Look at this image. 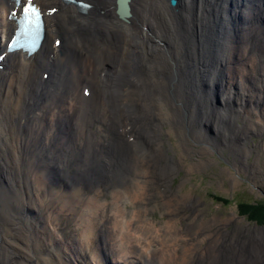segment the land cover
I'll use <instances>...</instances> for the list:
<instances>
[{
  "label": "bare ground",
  "instance_id": "obj_1",
  "mask_svg": "<svg viewBox=\"0 0 264 264\" xmlns=\"http://www.w3.org/2000/svg\"><path fill=\"white\" fill-rule=\"evenodd\" d=\"M74 1L35 0L48 22L41 53L30 59L13 54L1 64L0 173L7 184L0 179L5 205L0 264H81L91 256L114 264H264V228L253 226L250 235L251 225H240L244 219L236 213L206 220L197 210L190 216L179 211L189 203L190 211L198 205L194 198L171 195L176 166L166 156L165 142L155 145L150 131L151 123L157 133L168 125L181 162L193 154L197 166L190 167L192 172L210 167L208 157L217 146L209 132L196 127L199 118L212 137L232 138L234 132L226 125L229 116L217 114L222 101L215 99L208 108L191 85L209 81L212 66L236 60L224 77L232 83L247 67L258 69L264 104V42L251 39L254 34L264 38V0H176L175 7L170 0H128L124 20L117 0ZM78 2L91 8L81 11ZM9 10L8 0H0V54L11 33ZM243 79L237 89L245 88ZM85 87L88 98L82 95ZM246 90L244 108L251 94ZM219 91L218 98L229 92ZM227 98L233 102L238 93L231 90ZM255 109L253 104L250 112L233 118L231 128L245 132L218 152L230 148L235 169L240 166L257 185L264 144L254 150L253 165L243 162L252 152L244 136L257 135L264 119L263 106ZM60 169L68 179L52 182L50 174ZM242 174L222 172L232 189ZM97 193L102 199L93 205ZM109 196L126 197L129 203L107 201ZM157 201L165 207L163 223L152 220L150 204ZM30 210L39 216L30 218ZM83 212L86 218L79 222ZM64 221L79 223L85 232L63 236ZM183 221L186 227L180 228ZM93 224L104 229V240L91 238Z\"/></svg>",
  "mask_w": 264,
  "mask_h": 264
},
{
  "label": "rangeland",
  "instance_id": "obj_2",
  "mask_svg": "<svg viewBox=\"0 0 264 264\" xmlns=\"http://www.w3.org/2000/svg\"><path fill=\"white\" fill-rule=\"evenodd\" d=\"M251 39L254 41L261 40L264 42V38L260 37L259 39L256 38L255 34L251 36ZM176 52L181 53V50L178 49ZM179 56L180 54H176ZM237 63L236 60L234 61H229L223 65H216L212 66V72L210 75V80L207 81V79L202 82L201 79L194 81L191 85V87L195 90L197 88V92L202 98H205V103L208 108L211 107L212 101L213 100H218L222 101L221 105L219 107L218 103L215 105L217 107V114H222L225 113L229 116V122L226 125H230L228 128L229 132H234L232 135V138H225L222 137L223 135L216 134L215 136L212 137V132L208 130L205 126L204 123H200L199 120L196 123V127H198L200 133H206L209 132L210 136L208 139H210V142L212 146H217L213 151H212V156H209L208 158H211L213 162L210 163V167L205 170L201 169V172H192L190 169L191 166H197V163L195 161L196 157L192 155H188L184 161L181 162V150L178 145V140L177 138L174 137V135L169 134L167 131L169 130L168 125H163L161 126V131L160 133H157L158 130L155 126V123H151L150 131L153 135L154 143L155 145H159L162 141H164V146L167 149L166 156L171 160V163L174 164L176 167L172 169V172H174L175 177L172 180V193L171 195H175L179 198L186 197V198H194L196 200V205L195 207L193 205V210L190 211L189 208L192 206L190 203L181 206L179 208V211L186 215L190 216L194 210L199 211L202 214V218L209 220L214 217L222 218L225 219L229 216L236 215L240 218H243L244 220L240 222V225L242 224H250L251 227H249L248 232L251 233L254 231L255 228H253V231L250 229L253 226L259 227V228H264V225L258 224L257 222H252L249 221L245 216H240L238 214V205L243 203V202H248V203H257L261 202L264 200V152L261 154L260 158V165H261V173L256 174L258 175V179L262 180L259 181L257 185H254L251 181V178L248 177L247 175H243V169H241L240 166H237L236 169L234 167V162L233 158L230 157V148L227 147L226 150H223V153H219L218 151H222V146H232L234 143H236L240 138L243 136V133L245 130H241V128H236V125L231 128V122L233 118L236 117V115L240 111L244 112H250L252 110V105L255 104L257 106V110L263 106L264 104L260 98V86L255 78V70L249 66L247 67L241 74L238 76L234 82L230 83L225 77H224V72L228 68H233L235 64ZM223 68L222 72L220 75H218V71ZM258 71V69H256ZM247 78V81L245 83V88L244 89H237L236 86H240L241 83H244L243 78ZM215 84L216 85V90L211 91V86ZM202 85L203 87L199 86ZM196 86V87H194ZM219 88L222 90H227L229 92H226L225 95L220 94L219 98L216 96L215 93H221L219 91ZM246 90L247 93H250V101L249 105L247 107L242 106V95ZM232 92L235 94L238 93V98H236L233 102L228 100V96ZM207 93L210 95V97L207 95ZM225 96V97H224ZM224 98H226V101H224ZM245 103L247 99L244 97ZM237 110V112H236ZM264 110V109H263ZM255 121V118H253ZM240 125L242 123L239 122ZM260 128V132L256 133L257 135H252L255 134L252 132L249 136L246 134L244 136V142L247 146L252 145V152L250 157H245L243 159L244 161H247V163L250 165H253L256 159V153H254V150H256L257 147L262 146L264 144V119L261 124L257 126ZM215 128V126H214ZM216 132V130H215ZM217 133V132H216ZM214 135V134H213ZM225 138V139H223ZM134 137L131 138V141L133 142ZM191 142V141H190ZM213 142V143H212ZM241 144V143H240ZM189 146L194 149L195 152V147L192 146V142L189 143ZM264 146V145H263ZM198 149V148H196ZM195 154V153H194ZM164 156V153H163ZM206 158V157H205ZM198 159V158H197ZM195 160V161H194ZM199 160V159H198ZM62 161V159H60ZM200 161V160H199ZM163 164H166L165 161L162 162ZM238 165H242V162L239 163ZM252 167V166H251ZM228 169L232 176L237 174H242L240 175L241 177L238 178L239 183L236 188L232 189L230 185V180H227V175H222V172ZM64 169H60V172H52L50 174V178L52 182L54 181H66L68 178L65 177ZM227 172V170H226ZM65 177V178H64ZM0 179H1V185L5 186L7 184L6 179L4 178V175L0 173ZM186 182L185 185L182 188H179L180 185ZM223 183V184H222ZM123 189V188H121ZM84 193H80V197H84ZM124 196V195H123ZM119 197V196H109L106 200L107 201H115V200H123L126 202V204L129 203V200L126 197ZM223 198L227 202L225 205L224 203H220L216 200V198ZM102 199L101 193H97L91 197V203L98 204V202ZM159 200V199H158ZM114 203L109 204V207H111ZM136 204V202H134ZM68 205V204H67ZM107 205V204H106ZM65 204L60 205V207H64ZM5 205L0 199V213H2V210L4 209ZM150 207L154 209L153 215H152V220L156 222L163 223L165 220V216L163 215V210L165 211L164 205L161 203L160 205L157 202H152L150 204ZM86 213V212H85ZM28 215V213L26 214ZM39 216V212H35L33 210H30V218H36ZM84 218H86V214L81 213V216L79 217V222H81ZM23 219V217L21 218ZM166 219V218H165ZM180 228L186 227V222L183 221L180 225ZM64 234L68 235L66 237H71V236H77L78 234H82L83 230L81 227H79V223L76 222H70V221H64L62 223V226L60 228ZM88 233L93 239V237L100 236L103 240L107 236L105 235L104 229H102L98 224H93L90 226L88 229ZM248 234V233H247ZM246 234V235H247ZM193 235V234H192ZM245 236V235H244ZM240 235L239 237L242 238L244 237ZM260 244L264 245V242H260ZM109 245V244H108ZM109 247V246H108ZM81 264H114L110 258H105L102 257L99 260L94 259L92 256L89 258L88 261H81Z\"/></svg>",
  "mask_w": 264,
  "mask_h": 264
},
{
  "label": "trees",
  "instance_id": "obj_3",
  "mask_svg": "<svg viewBox=\"0 0 264 264\" xmlns=\"http://www.w3.org/2000/svg\"><path fill=\"white\" fill-rule=\"evenodd\" d=\"M220 203L227 204L223 198H216ZM238 211L241 216H245L249 221L264 225V200L257 203L243 202L238 205Z\"/></svg>",
  "mask_w": 264,
  "mask_h": 264
},
{
  "label": "snow or ice",
  "instance_id": "obj_4",
  "mask_svg": "<svg viewBox=\"0 0 264 264\" xmlns=\"http://www.w3.org/2000/svg\"><path fill=\"white\" fill-rule=\"evenodd\" d=\"M28 5H29L28 7H25L23 9L25 16H28L29 14H33L39 17V12L34 6H32L31 0H28Z\"/></svg>",
  "mask_w": 264,
  "mask_h": 264
},
{
  "label": "water",
  "instance_id": "obj_5",
  "mask_svg": "<svg viewBox=\"0 0 264 264\" xmlns=\"http://www.w3.org/2000/svg\"><path fill=\"white\" fill-rule=\"evenodd\" d=\"M172 5H175V2H174V1H172ZM123 16H124V17L127 16V13L125 12V13L123 14Z\"/></svg>",
  "mask_w": 264,
  "mask_h": 264
}]
</instances>
